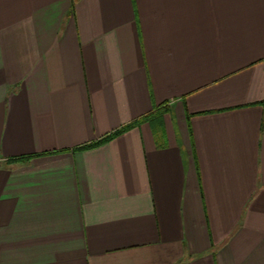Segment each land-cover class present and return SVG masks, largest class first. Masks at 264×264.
Returning <instances> with one entry per match:
<instances>
[{
  "label": "crops",
  "instance_id": "obj_1",
  "mask_svg": "<svg viewBox=\"0 0 264 264\" xmlns=\"http://www.w3.org/2000/svg\"><path fill=\"white\" fill-rule=\"evenodd\" d=\"M0 264H264V0H0Z\"/></svg>",
  "mask_w": 264,
  "mask_h": 264
}]
</instances>
